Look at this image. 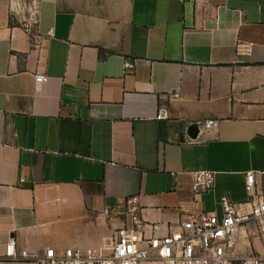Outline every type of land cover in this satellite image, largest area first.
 <instances>
[{
	"label": "crops",
	"instance_id": "0c3cea01",
	"mask_svg": "<svg viewBox=\"0 0 264 264\" xmlns=\"http://www.w3.org/2000/svg\"><path fill=\"white\" fill-rule=\"evenodd\" d=\"M15 8L0 0V264L104 252L132 197L141 239L221 217L224 195L249 209L247 173L264 197V0H37L33 31ZM207 120L189 143L185 125ZM202 170L214 186L194 193ZM239 234L238 256L264 253L252 225ZM11 237L29 258L5 256Z\"/></svg>",
	"mask_w": 264,
	"mask_h": 264
},
{
	"label": "built area",
	"instance_id": "2783aa9c",
	"mask_svg": "<svg viewBox=\"0 0 264 264\" xmlns=\"http://www.w3.org/2000/svg\"><path fill=\"white\" fill-rule=\"evenodd\" d=\"M134 64L125 63V69H132ZM45 75L35 76L36 83L47 82ZM168 110L160 106L156 119L167 120ZM217 120L193 122L185 125L189 143L199 142L202 132L217 130ZM196 126L197 138L188 135V128ZM192 190L194 193L209 191L215 182V173L202 170L192 173ZM245 190L250 196L249 209L246 204L234 203L228 195L221 197L222 216L203 212L188 214L171 232L162 237L153 236L141 239L137 233L143 227L139 218L138 198L127 200V216L133 226L120 230L110 248L104 252L66 248L61 252L54 248L47 249L38 259L37 264H143L146 261H160L162 264H264L263 254L238 256L236 249L240 230L252 225L259 235H264V197L256 188L255 173L246 175ZM152 231H159L161 226L154 224ZM16 239H8L5 256L13 261L29 258L28 251L16 252Z\"/></svg>",
	"mask_w": 264,
	"mask_h": 264
},
{
	"label": "rangeland",
	"instance_id": "374dc122",
	"mask_svg": "<svg viewBox=\"0 0 264 264\" xmlns=\"http://www.w3.org/2000/svg\"><path fill=\"white\" fill-rule=\"evenodd\" d=\"M15 4V17L11 22L15 25L34 30L37 13V0H13Z\"/></svg>",
	"mask_w": 264,
	"mask_h": 264
},
{
	"label": "water",
	"instance_id": "95a60500",
	"mask_svg": "<svg viewBox=\"0 0 264 264\" xmlns=\"http://www.w3.org/2000/svg\"><path fill=\"white\" fill-rule=\"evenodd\" d=\"M198 133H199V130L196 126H190L188 128V134L191 138L193 139L197 138Z\"/></svg>",
	"mask_w": 264,
	"mask_h": 264
}]
</instances>
